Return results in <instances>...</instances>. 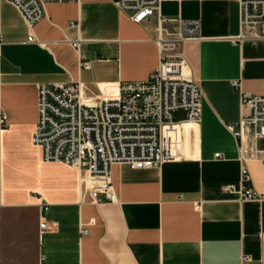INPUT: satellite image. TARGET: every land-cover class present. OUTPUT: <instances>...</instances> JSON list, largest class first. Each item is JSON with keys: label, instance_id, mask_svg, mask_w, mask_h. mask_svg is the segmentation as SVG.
<instances>
[{"label": "crops", "instance_id": "crops-1", "mask_svg": "<svg viewBox=\"0 0 264 264\" xmlns=\"http://www.w3.org/2000/svg\"><path fill=\"white\" fill-rule=\"evenodd\" d=\"M45 11L29 29L0 0V264H262L264 201L222 189L238 185L242 153L250 185L264 192V137L247 125L239 142L227 129L248 115L240 92L264 95V39L232 40L239 0H163L141 23L116 0L49 2ZM192 21L197 37L177 54L202 98L199 122L177 124L184 157L136 170L113 164L117 201L94 203L77 169L43 161L31 142L38 85L79 82L86 99L114 96L157 68L159 29L173 38Z\"/></svg>", "mask_w": 264, "mask_h": 264}, {"label": "built area", "instance_id": "built-area-1", "mask_svg": "<svg viewBox=\"0 0 264 264\" xmlns=\"http://www.w3.org/2000/svg\"><path fill=\"white\" fill-rule=\"evenodd\" d=\"M7 1L30 29L45 17L47 3L72 0ZM162 1L116 0V4L133 22L141 23L159 11ZM239 4L240 32L233 42L264 39V0H239ZM164 20L161 18L160 22ZM198 28L197 21L183 22L180 33L173 38L163 36L159 29L157 68L145 80L121 82L114 96L86 99L79 82L38 85L37 119L31 142L41 149L42 160L62 162L77 169L81 186L94 203L100 204L117 201L111 181L113 164L124 163L136 170L182 159L177 124L199 122L202 94L198 83L185 72L177 48L182 40L196 38ZM32 39V34H28L27 41ZM80 65L87 68L88 62L81 60ZM231 84L238 86L236 80ZM240 107L246 108L248 115L227 124V129L234 132L239 142L245 139L247 125L252 127L254 138H263L264 95L240 92ZM180 110L185 113V119L175 121L174 113ZM214 157L219 159L221 155L217 152ZM245 159L241 153L238 185L227 183L222 189L238 195L241 202H262L264 192L250 185ZM39 206L46 207V202L40 199ZM46 228V222H39V229ZM79 232L85 235L87 230L81 227ZM260 245L264 264V234Z\"/></svg>", "mask_w": 264, "mask_h": 264}, {"label": "rangeland", "instance_id": "rangeland-1", "mask_svg": "<svg viewBox=\"0 0 264 264\" xmlns=\"http://www.w3.org/2000/svg\"><path fill=\"white\" fill-rule=\"evenodd\" d=\"M181 116V112H177V113H175V118H178V117H180ZM112 181V180H111Z\"/></svg>", "mask_w": 264, "mask_h": 264}, {"label": "bare ground", "instance_id": "bare-ground-1", "mask_svg": "<svg viewBox=\"0 0 264 264\" xmlns=\"http://www.w3.org/2000/svg\"><path fill=\"white\" fill-rule=\"evenodd\" d=\"M188 123H190V122H188Z\"/></svg>", "mask_w": 264, "mask_h": 264}]
</instances>
